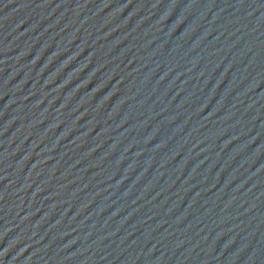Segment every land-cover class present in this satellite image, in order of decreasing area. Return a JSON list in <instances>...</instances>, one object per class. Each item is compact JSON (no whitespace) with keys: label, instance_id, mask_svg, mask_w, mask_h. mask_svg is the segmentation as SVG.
<instances>
[{"label":"water","instance_id":"1","mask_svg":"<svg viewBox=\"0 0 264 264\" xmlns=\"http://www.w3.org/2000/svg\"><path fill=\"white\" fill-rule=\"evenodd\" d=\"M255 264H264V193Z\"/></svg>","mask_w":264,"mask_h":264}]
</instances>
